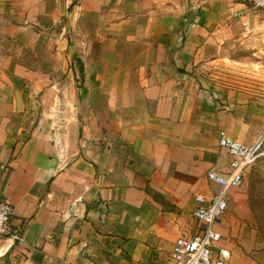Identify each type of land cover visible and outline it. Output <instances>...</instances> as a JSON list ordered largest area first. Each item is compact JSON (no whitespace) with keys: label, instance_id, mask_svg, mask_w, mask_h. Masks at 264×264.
<instances>
[{"label":"crops","instance_id":"obj_1","mask_svg":"<svg viewBox=\"0 0 264 264\" xmlns=\"http://www.w3.org/2000/svg\"><path fill=\"white\" fill-rule=\"evenodd\" d=\"M78 2L68 21L78 92L58 108L54 80L43 91V79L12 75L0 88V198L22 229L19 241L0 237V264H173L176 239L201 224L189 181L201 175L198 193L211 197L208 170H230L220 131L248 145L264 133L250 93L198 78L221 52L256 48L262 12L248 0ZM6 22L0 13L4 69Z\"/></svg>","mask_w":264,"mask_h":264},{"label":"rangeland","instance_id":"obj_2","mask_svg":"<svg viewBox=\"0 0 264 264\" xmlns=\"http://www.w3.org/2000/svg\"><path fill=\"white\" fill-rule=\"evenodd\" d=\"M78 5V0H0V13L14 34L10 37L13 41L6 39L8 47L9 42L13 43V51L7 53L13 57L7 59L5 69L0 68V88L4 87L2 82H10L12 75H26L28 81L43 79V91L52 87L54 80L57 107L63 98L67 100L78 92L81 85L75 83L70 71L73 58L68 25ZM259 11L263 25L252 39L256 48L243 45L237 51L221 52L220 57L205 63L198 78L210 90L225 87L247 91L250 99L264 105V10ZM13 58H21L27 67L16 69ZM56 117L59 121L70 118L63 114ZM65 132L69 134L67 127ZM189 182L194 186L191 195L205 189L201 175ZM223 218L228 224L223 227V241L233 250V264H264V154L245 171L244 183L234 192Z\"/></svg>","mask_w":264,"mask_h":264},{"label":"built area","instance_id":"obj_3","mask_svg":"<svg viewBox=\"0 0 264 264\" xmlns=\"http://www.w3.org/2000/svg\"><path fill=\"white\" fill-rule=\"evenodd\" d=\"M256 10H264V0H248ZM218 143L230 155V170L207 172L210 182L218 185L211 197L203 193L195 195L194 216L200 229L193 236L181 235L176 239L171 255L173 264H231L232 249L223 241V217L230 204V191L240 187L245 180V171L264 154V133L252 144L239 142L220 131ZM14 204L9 197L0 198V237L7 236L19 241L22 229H13Z\"/></svg>","mask_w":264,"mask_h":264}]
</instances>
